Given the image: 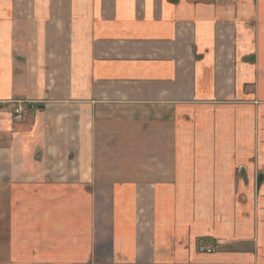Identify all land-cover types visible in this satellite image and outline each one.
<instances>
[{
  "label": "crops",
  "instance_id": "crops-1",
  "mask_svg": "<svg viewBox=\"0 0 264 264\" xmlns=\"http://www.w3.org/2000/svg\"><path fill=\"white\" fill-rule=\"evenodd\" d=\"M263 161L264 0H0V264H264Z\"/></svg>",
  "mask_w": 264,
  "mask_h": 264
},
{
  "label": "rangeland",
  "instance_id": "rangeland-1",
  "mask_svg": "<svg viewBox=\"0 0 264 264\" xmlns=\"http://www.w3.org/2000/svg\"><path fill=\"white\" fill-rule=\"evenodd\" d=\"M100 124H101V130H99V138H101V137L105 138V139H99L100 154H101L100 158H102L103 161L106 160V164L108 166L110 165L112 167V164L121 163V159L124 156H127V155H125L127 153V150L123 149V146H125L124 144L126 141L121 142L120 138L117 141L113 140L112 136L114 134H111V132L115 129H120L123 125H125L127 127V123L122 124V122L119 121V117L113 116V117L105 118L101 122L98 121V123L96 124V130L99 129ZM137 125H139V124H137ZM152 127H155V125L152 124ZM158 142L159 141H157V143ZM116 144H117V147L115 146ZM113 147L115 148V150L113 149ZM160 147H161L160 144H158V149H161ZM112 161H114V162H112ZM255 165H256L257 170L252 169L251 171H249V176L252 179H251V182L249 181L247 183L250 186H248V188L243 187L242 191H243V194L246 195L245 200L246 199L249 200V197L253 198V200H254L253 202H255V209H254L253 214L255 216H259L261 208H262V204L260 203L259 197H263V199H264V161L261 162L260 164L255 163ZM254 166H252V168H254ZM242 172L243 173L246 172L245 177L248 176L247 171H242ZM101 173L103 176L106 175V172H100L99 171L100 175H101ZM118 173L119 172L115 171L114 175H117ZM261 176H263L262 177L263 182L259 184V179L261 178ZM222 190H223V188L206 186L203 188V195L205 197H208V199H211L212 197H217V196L220 197L221 195H223ZM256 196H257V198H256ZM253 221H254V219H253ZM245 223L248 224L247 221H245ZM253 223L257 224V220H255Z\"/></svg>",
  "mask_w": 264,
  "mask_h": 264
},
{
  "label": "built area",
  "instance_id": "built-area-1",
  "mask_svg": "<svg viewBox=\"0 0 264 264\" xmlns=\"http://www.w3.org/2000/svg\"><path fill=\"white\" fill-rule=\"evenodd\" d=\"M25 112V108L22 105H19L14 108L15 118L21 120L23 117V113ZM215 250V246L213 243H201L199 244V251L202 253H212Z\"/></svg>",
  "mask_w": 264,
  "mask_h": 264
},
{
  "label": "trees",
  "instance_id": "trees-1",
  "mask_svg": "<svg viewBox=\"0 0 264 264\" xmlns=\"http://www.w3.org/2000/svg\"><path fill=\"white\" fill-rule=\"evenodd\" d=\"M202 241H212V240L211 239L200 240V242H202Z\"/></svg>",
  "mask_w": 264,
  "mask_h": 264
},
{
  "label": "flooded vegetation",
  "instance_id": "flooded-vegetation-1",
  "mask_svg": "<svg viewBox=\"0 0 264 264\" xmlns=\"http://www.w3.org/2000/svg\"><path fill=\"white\" fill-rule=\"evenodd\" d=\"M16 120V119H15Z\"/></svg>",
  "mask_w": 264,
  "mask_h": 264
}]
</instances>
